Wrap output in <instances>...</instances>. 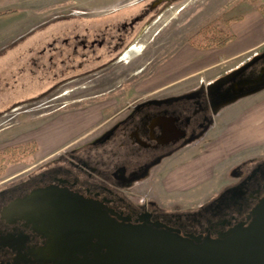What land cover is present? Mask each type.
<instances>
[{"label": "flooded vegetation", "instance_id": "af4514ba", "mask_svg": "<svg viewBox=\"0 0 264 264\" xmlns=\"http://www.w3.org/2000/svg\"><path fill=\"white\" fill-rule=\"evenodd\" d=\"M144 16L123 28L132 29ZM105 40L95 38L91 47ZM116 40L115 49L125 41L121 35ZM126 51L119 61L126 60ZM263 68L264 47L228 70L199 72L121 98L74 142L0 180V264H96L93 232L100 220L200 242L247 226L264 197V154L238 158L237 147L226 151L235 121L228 112L264 91L248 94ZM225 162L231 164L223 170ZM213 180L219 188L209 193ZM198 188L203 191L194 195Z\"/></svg>", "mask_w": 264, "mask_h": 264}, {"label": "rangeland", "instance_id": "374dc122", "mask_svg": "<svg viewBox=\"0 0 264 264\" xmlns=\"http://www.w3.org/2000/svg\"><path fill=\"white\" fill-rule=\"evenodd\" d=\"M154 2L0 0V13L7 12L0 15V150L33 140V129L36 133L63 113L72 115L84 135L107 117L110 103L117 107L121 98L156 89L160 78L154 74L162 62L199 30L213 23L222 26L223 19L254 10L264 0ZM140 14L144 18L132 29L123 28ZM120 35L125 41L115 49ZM103 37L105 42L91 47L95 38ZM125 49L126 60L119 61ZM131 49L137 51L129 56ZM95 67L100 75L92 72ZM228 114L235 119L228 129L235 133L228 134L226 151L237 147L238 158L264 154V91L234 105ZM37 161L33 154L9 165L0 180H11ZM218 183L211 181L208 192L217 190Z\"/></svg>", "mask_w": 264, "mask_h": 264}, {"label": "water", "instance_id": "95a60500", "mask_svg": "<svg viewBox=\"0 0 264 264\" xmlns=\"http://www.w3.org/2000/svg\"><path fill=\"white\" fill-rule=\"evenodd\" d=\"M253 80L254 89L248 94L264 87V68ZM251 217L247 226H238L230 236L202 242L198 237L193 240L165 230L100 220L93 232L98 238L93 248L96 264H264V197Z\"/></svg>", "mask_w": 264, "mask_h": 264}, {"label": "crops", "instance_id": "0c3cea01", "mask_svg": "<svg viewBox=\"0 0 264 264\" xmlns=\"http://www.w3.org/2000/svg\"><path fill=\"white\" fill-rule=\"evenodd\" d=\"M231 28L235 38L224 47L201 50L187 44L164 60L154 74L160 78V84L158 81L154 84L156 88L187 80L199 72L228 70L264 47V14L261 11L254 9L244 13L241 19L232 23ZM78 125L70 113H63L43 123L42 129L36 133L33 129L32 139L38 147L36 159L48 158L82 136L84 131L78 132ZM233 130H229L232 135L235 133Z\"/></svg>", "mask_w": 264, "mask_h": 264}, {"label": "trees", "instance_id": "16d2710c", "mask_svg": "<svg viewBox=\"0 0 264 264\" xmlns=\"http://www.w3.org/2000/svg\"><path fill=\"white\" fill-rule=\"evenodd\" d=\"M255 9L264 14V3H260ZM5 13L7 12L0 13V15ZM242 17L243 14L225 18L222 20V26L215 23L206 25L190 38L189 44L201 50L214 47H224L235 38L231 28L232 23ZM37 148L36 142L30 140L0 150V175L5 172L9 165L24 161L27 156L35 154ZM25 154H27V156Z\"/></svg>", "mask_w": 264, "mask_h": 264}, {"label": "bare ground", "instance_id": "6f19581e", "mask_svg": "<svg viewBox=\"0 0 264 264\" xmlns=\"http://www.w3.org/2000/svg\"><path fill=\"white\" fill-rule=\"evenodd\" d=\"M131 51V52H130ZM129 56L133 54L132 50H129V52L127 53Z\"/></svg>", "mask_w": 264, "mask_h": 264}]
</instances>
